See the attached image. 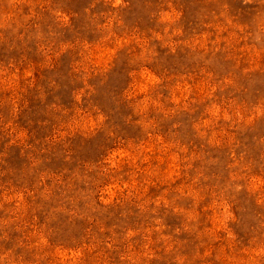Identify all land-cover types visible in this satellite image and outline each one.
Masks as SVG:
<instances>
[{
	"label": "rangeland",
	"instance_id": "1",
	"mask_svg": "<svg viewBox=\"0 0 264 264\" xmlns=\"http://www.w3.org/2000/svg\"><path fill=\"white\" fill-rule=\"evenodd\" d=\"M0 264H264V0H0Z\"/></svg>",
	"mask_w": 264,
	"mask_h": 264
}]
</instances>
